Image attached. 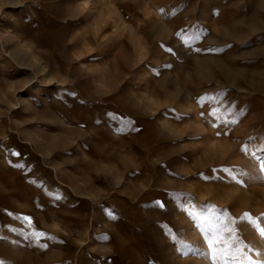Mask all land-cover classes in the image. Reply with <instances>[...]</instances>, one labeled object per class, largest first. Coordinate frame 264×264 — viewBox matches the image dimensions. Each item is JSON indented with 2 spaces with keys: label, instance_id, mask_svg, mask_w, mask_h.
Segmentation results:
<instances>
[{
  "label": "rangeland",
  "instance_id": "obj_1",
  "mask_svg": "<svg viewBox=\"0 0 264 264\" xmlns=\"http://www.w3.org/2000/svg\"><path fill=\"white\" fill-rule=\"evenodd\" d=\"M262 144L264 0H0L5 264L264 260Z\"/></svg>",
  "mask_w": 264,
  "mask_h": 264
},
{
  "label": "snow or ice",
  "instance_id": "obj_2",
  "mask_svg": "<svg viewBox=\"0 0 264 264\" xmlns=\"http://www.w3.org/2000/svg\"><path fill=\"white\" fill-rule=\"evenodd\" d=\"M177 35L180 36L181 33H178ZM185 43H188L187 39H185ZM169 51H171V49H169ZM204 99L205 98L202 97L201 102H203ZM228 111H232V109L230 108L228 109ZM211 115L217 116L218 109L213 108ZM236 115H238V113H236ZM229 122L236 123L237 121L235 119H232L231 121H225V123ZM213 126L215 127L216 125L214 124ZM244 150L246 151L247 148H245ZM260 151L264 152V144L260 146ZM258 159L261 161V170L264 171V155L258 157ZM224 171L228 172L229 175H232L231 169H224ZM233 179H235V177H233ZM189 215L198 222L201 231L204 232L205 240L207 242L208 251L204 252L200 249H196V251L206 258H210L212 264H264V260H253L243 250L244 248L249 246L244 245L242 240L236 234V229L230 227V225L234 224L235 221L231 220V218H228V213L226 211L223 212L222 217H216L215 219L208 217H198L195 212H190ZM222 218H228L227 225L220 224V220ZM201 219H204L205 223H200ZM241 219L242 221L247 220L250 224L256 227L260 235L264 237V228L260 227L258 223L259 218H252L249 216V214L245 213ZM29 226L31 227V225ZM12 231L20 230L12 229ZM226 232L228 233L227 236H225ZM21 235H24L25 239L37 242L38 246H40L41 248L47 247L46 244H39L40 238L46 235L43 232L35 231L30 234L21 232ZM49 239L54 238L49 237ZM0 264H5V261L0 259Z\"/></svg>",
  "mask_w": 264,
  "mask_h": 264
}]
</instances>
